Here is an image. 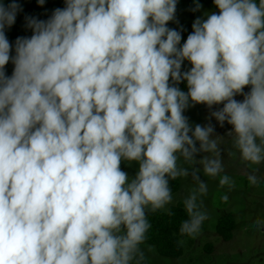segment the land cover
Here are the masks:
<instances>
[{"label":"clouds","instance_id":"9594fccd","mask_svg":"<svg viewBox=\"0 0 264 264\" xmlns=\"http://www.w3.org/2000/svg\"><path fill=\"white\" fill-rule=\"evenodd\" d=\"M212 2L183 39L168 27L178 0H64L13 46L22 9L0 0V264H149L148 214H173L178 179L191 180L179 235L197 238L202 175L235 187L225 138L249 184L264 179V0ZM198 104L230 129L192 125Z\"/></svg>","mask_w":264,"mask_h":264},{"label":"rangeland","instance_id":"374dc122","mask_svg":"<svg viewBox=\"0 0 264 264\" xmlns=\"http://www.w3.org/2000/svg\"><path fill=\"white\" fill-rule=\"evenodd\" d=\"M52 1L54 0H45L44 5L40 6L46 9ZM206 11L211 10L201 9L198 17H202ZM189 22L188 16L182 15L177 18L174 27ZM188 68L190 65L185 62L183 70ZM236 98L242 99L239 96ZM216 107L209 109L205 105L198 104L189 107L184 114L192 125H205L210 122L215 126L216 134L224 135L230 126L225 124L224 127H220L215 119L210 118V111L216 110ZM222 147L225 149L223 158L225 171L235 181V187L228 191L226 187H219L218 177L208 178L202 175L201 178L209 185L208 195L203 198L209 219L204 222L200 235L195 239L190 238L191 245L187 246L185 243L183 255L176 259L162 257L152 247L153 251L147 253L149 264H264V228L258 230L254 225L258 216L264 217V179H261L260 183L255 186L250 185L247 173L251 172V168L241 163L238 156L229 157L227 155V149L230 148L227 138ZM136 167L135 164L131 167L125 165L123 169L133 176ZM259 167L260 173L257 175L264 173V165ZM179 182V189L173 193V203L167 207L181 202L187 195L186 186L191 183L190 178L179 179ZM223 194L228 195L227 202L220 199ZM226 215H231L235 224L232 237L228 241L222 240L215 231L218 219Z\"/></svg>","mask_w":264,"mask_h":264},{"label":"trees","instance_id":"16d2710c","mask_svg":"<svg viewBox=\"0 0 264 264\" xmlns=\"http://www.w3.org/2000/svg\"><path fill=\"white\" fill-rule=\"evenodd\" d=\"M5 3L8 0H4ZM21 11L16 15L15 23L10 27L5 29V34L7 39L11 44H15L18 37H30L32 32L26 26V17H35L39 20H47L54 9L63 8L64 0H54L52 1L46 9H43L37 0H18ZM202 5L201 9H208L211 11H216L212 0H200ZM195 7L193 0H178L175 20L168 24L169 28L176 30H182V37L185 38L192 31V23L199 16V12H193L192 9ZM187 15L190 22L174 27L176 20L179 16ZM6 73L10 76L13 71V65L10 62L5 69ZM182 90L186 89L184 84L180 85ZM125 165H122L124 167ZM173 193H175L179 187V179L170 182ZM171 209L172 215H169L166 211L160 210L156 213H149L148 219L151 223V229L149 230V239L147 245L153 247L156 252L166 258H179L183 255L185 250V243L187 246L191 245L189 241L190 237L179 235V228L183 220H186L187 214L183 208L181 202L176 203L168 207ZM234 220L231 215H226L220 217L216 223L215 231L224 241H228L232 237V230L234 229ZM183 239V245H178L177 241Z\"/></svg>","mask_w":264,"mask_h":264}]
</instances>
